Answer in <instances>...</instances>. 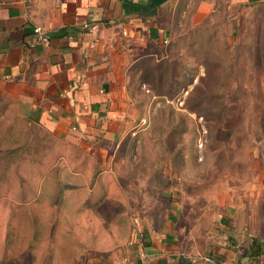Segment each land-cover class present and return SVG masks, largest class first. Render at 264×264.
<instances>
[{"label": "crops", "instance_id": "1", "mask_svg": "<svg viewBox=\"0 0 264 264\" xmlns=\"http://www.w3.org/2000/svg\"><path fill=\"white\" fill-rule=\"evenodd\" d=\"M146 1L0 0V264H112L121 249L138 242L132 205L143 204L149 177L143 173L160 172V164L145 170L142 162H128L132 150L125 141L154 121L138 116L134 93L151 88L136 79L159 75V48L171 58L172 29L162 13L184 2L142 14ZM214 3H201L205 16L216 10ZM111 182L120 190L108 208L120 203L124 219L96 210L107 202ZM98 189L104 194L97 201ZM246 208L222 217L230 225L224 222L221 237L211 241L217 264H264V163ZM166 225L162 233L170 231ZM162 233L151 231L145 255L160 248ZM33 235L47 238H17Z\"/></svg>", "mask_w": 264, "mask_h": 264}, {"label": "rangeland", "instance_id": "2", "mask_svg": "<svg viewBox=\"0 0 264 264\" xmlns=\"http://www.w3.org/2000/svg\"><path fill=\"white\" fill-rule=\"evenodd\" d=\"M171 1L175 0L162 4ZM203 1L184 0L183 5L163 11L172 29V56L164 57L159 48V75L144 73L136 79L151 88L141 95L134 93L138 116L154 121L141 125L148 126L140 129L142 136L126 139L132 150L128 162H142L145 170L159 163L160 172L143 173L149 176L143 184V204L132 205L129 221L138 242L121 249L112 264L121 259L128 264H153L159 259L174 263L180 257L191 264L212 261L216 258L212 239L221 237L226 229L222 225L229 224L233 212L242 215L247 210L250 184L264 163V0L252 4L214 0L216 10L208 16L200 9ZM190 84L185 110L167 102ZM187 111L202 114L207 121L202 161L195 157V125ZM119 190L111 182L107 202L97 206V212L114 203ZM129 192L136 197L137 189ZM103 194L98 189L96 200ZM119 205L116 210L108 208L113 220L124 219ZM135 211L143 212L144 218ZM222 217L229 219L223 222ZM2 222L3 226L6 221ZM167 223L170 231L162 233ZM153 229L162 233L157 237L161 245L147 256L145 247L153 240ZM17 238L20 243H44L47 236ZM193 248L201 255H193ZM188 253L193 258L186 257Z\"/></svg>", "mask_w": 264, "mask_h": 264}, {"label": "built area", "instance_id": "3", "mask_svg": "<svg viewBox=\"0 0 264 264\" xmlns=\"http://www.w3.org/2000/svg\"><path fill=\"white\" fill-rule=\"evenodd\" d=\"M34 32L38 36V38L41 41H45V33L40 28H35ZM202 74V73H199ZM197 80V79H196ZM194 80V82H196ZM193 85V84H192ZM192 85H187L185 88L181 90L179 95L176 96V98H172L170 100H167L169 104L174 106L177 109L185 110L184 104L187 96L190 93V90L192 89ZM190 117L192 118L194 125H195V136H194V148H195V157L198 161H202L204 159L203 149L205 147V144L207 142V137L209 134V129L207 125L206 118L199 113L190 112L187 111ZM116 264H128L126 259H121Z\"/></svg>", "mask_w": 264, "mask_h": 264}, {"label": "water", "instance_id": "4", "mask_svg": "<svg viewBox=\"0 0 264 264\" xmlns=\"http://www.w3.org/2000/svg\"><path fill=\"white\" fill-rule=\"evenodd\" d=\"M167 0H147L146 3L141 5L142 14H153L156 11V8ZM153 264H191L190 260H186L183 257H180L176 262L170 263L165 259H159ZM206 264H216L213 261H207Z\"/></svg>", "mask_w": 264, "mask_h": 264}]
</instances>
